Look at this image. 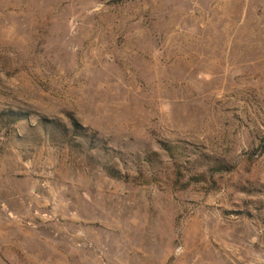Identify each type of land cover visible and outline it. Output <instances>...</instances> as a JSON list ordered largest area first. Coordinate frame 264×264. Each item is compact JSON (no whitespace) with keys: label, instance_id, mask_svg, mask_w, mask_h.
Wrapping results in <instances>:
<instances>
[{"label":"rangeland","instance_id":"1","mask_svg":"<svg viewBox=\"0 0 264 264\" xmlns=\"http://www.w3.org/2000/svg\"><path fill=\"white\" fill-rule=\"evenodd\" d=\"M0 264H264V0H0Z\"/></svg>","mask_w":264,"mask_h":264},{"label":"trees","instance_id":"2","mask_svg":"<svg viewBox=\"0 0 264 264\" xmlns=\"http://www.w3.org/2000/svg\"><path fill=\"white\" fill-rule=\"evenodd\" d=\"M13 114H16V113H13ZM19 114V113H18ZM58 126V125H57Z\"/></svg>","mask_w":264,"mask_h":264}]
</instances>
